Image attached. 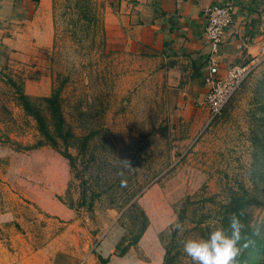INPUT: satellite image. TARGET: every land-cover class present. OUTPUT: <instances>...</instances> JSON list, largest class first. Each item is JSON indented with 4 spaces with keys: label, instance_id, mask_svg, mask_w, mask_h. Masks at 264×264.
Returning <instances> with one entry per match:
<instances>
[{
    "label": "rangeland",
    "instance_id": "rangeland-1",
    "mask_svg": "<svg viewBox=\"0 0 264 264\" xmlns=\"http://www.w3.org/2000/svg\"><path fill=\"white\" fill-rule=\"evenodd\" d=\"M102 10L100 0H51L52 41L19 65L0 59L1 237L14 263L43 254L38 264H192L181 242L219 228L221 206L239 188L260 202L249 211L262 232L264 181L251 171L247 101L263 96L264 63L230 99H240L235 116L227 119L229 101L181 153L160 93L103 38ZM8 79L32 98L59 90L66 123L90 137L83 155L68 149L73 168L61 143L45 144ZM59 223L69 236L55 240Z\"/></svg>",
    "mask_w": 264,
    "mask_h": 264
},
{
    "label": "crops",
    "instance_id": "crops-1",
    "mask_svg": "<svg viewBox=\"0 0 264 264\" xmlns=\"http://www.w3.org/2000/svg\"><path fill=\"white\" fill-rule=\"evenodd\" d=\"M100 1L103 2V38L119 59L125 58L128 65L135 67V73L143 78L147 89L160 93L161 104L167 110L166 122L177 138L175 149L181 153L194 147L208 121L204 79L210 48L203 36L207 25L205 10L227 2L233 6L231 22L214 55L222 73L254 58L259 60L256 71L264 63V0ZM52 38L51 0H0L2 61L19 65L23 57H32L38 47L48 45ZM240 107V99L230 101L227 119L235 116ZM19 220L14 218L21 224ZM4 226V221L0 222V264H15L2 244L5 243L1 237ZM15 228H19L17 224ZM58 228L63 231H59L55 240L69 236L65 224L59 223ZM55 242L47 248L54 247ZM56 254L53 252V256ZM41 259L34 261L37 264L45 261V255ZM47 264L62 263L50 258Z\"/></svg>",
    "mask_w": 264,
    "mask_h": 264
},
{
    "label": "trees",
    "instance_id": "trees-1",
    "mask_svg": "<svg viewBox=\"0 0 264 264\" xmlns=\"http://www.w3.org/2000/svg\"><path fill=\"white\" fill-rule=\"evenodd\" d=\"M7 82L15 88L18 104L25 115L34 120L36 130L45 144L56 148L61 143V156L67 161L69 167L73 168L74 157L68 152V149L74 148L78 151V155H83L90 137L75 136L66 123L62 114L59 90H53L48 97L32 98L23 93L12 80L8 79ZM250 102L251 107L253 106L250 111V122L253 125L249 131L252 147L251 171L254 175L257 172L263 178L257 181H264V89L261 98L257 94V97H252ZM42 104L47 115L41 109ZM259 205L260 202L257 199L249 195L246 190L239 188L230 193L228 201L221 206L219 211L218 222L220 227L224 228L228 227V217L231 214L240 215L243 213V215H240V219L244 229L241 233L242 239L238 244L240 253L236 258V264H264V223L261 226L262 232H259L251 225L249 211L250 207ZM140 234L141 232L134 238V243L138 242ZM98 259L100 260V257ZM162 264H170V261L165 259Z\"/></svg>",
    "mask_w": 264,
    "mask_h": 264
},
{
    "label": "built area",
    "instance_id": "built-area-1",
    "mask_svg": "<svg viewBox=\"0 0 264 264\" xmlns=\"http://www.w3.org/2000/svg\"><path fill=\"white\" fill-rule=\"evenodd\" d=\"M232 11L233 6L230 2L214 5L205 10L207 25L203 36L210 48L209 68L204 79L207 86L204 104L208 109L206 126L221 115L233 95L259 65V60L254 58L245 65L230 67L222 73L214 59L222 41L223 32L231 22Z\"/></svg>",
    "mask_w": 264,
    "mask_h": 264
},
{
    "label": "clouds",
    "instance_id": "clouds-1",
    "mask_svg": "<svg viewBox=\"0 0 264 264\" xmlns=\"http://www.w3.org/2000/svg\"><path fill=\"white\" fill-rule=\"evenodd\" d=\"M240 215L231 214L228 217V227L212 230L207 238L187 239L181 242L182 251L191 258L192 264H236V258L240 253L238 244L244 229ZM176 227L182 228L179 224Z\"/></svg>",
    "mask_w": 264,
    "mask_h": 264
}]
</instances>
